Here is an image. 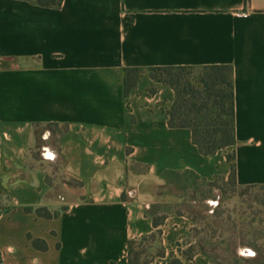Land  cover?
<instances>
[{
    "label": "crops",
    "instance_id": "0c3cea01",
    "mask_svg": "<svg viewBox=\"0 0 264 264\" xmlns=\"http://www.w3.org/2000/svg\"><path fill=\"white\" fill-rule=\"evenodd\" d=\"M207 65L233 68L237 183L264 184V0H64L60 8L0 0L2 263L129 264V242L157 230L167 254L183 243L194 223L161 210L158 188L169 172L213 181L228 164L219 152L202 154L190 128L169 125L174 90L147 72ZM126 67L147 73L128 96ZM58 126L73 132L90 165L70 198L52 194L55 152L37 143ZM42 207L58 215L40 216Z\"/></svg>",
    "mask_w": 264,
    "mask_h": 264
},
{
    "label": "rangeland",
    "instance_id": "374dc122",
    "mask_svg": "<svg viewBox=\"0 0 264 264\" xmlns=\"http://www.w3.org/2000/svg\"><path fill=\"white\" fill-rule=\"evenodd\" d=\"M147 73L151 78L150 72ZM147 73L144 71L141 74L139 82L145 81L143 77ZM201 74L202 69L195 68L191 70L190 76L198 77ZM152 81L168 86L158 80ZM149 90L150 93L158 91L154 85ZM47 134L48 140L44 139L42 133L37 143L49 145L55 152L53 160H47L52 194L70 198V190L85 183L84 172L90 170L88 158L69 128L58 126ZM218 152L226 159L229 173L226 176L225 169H222L213 181H208L215 184L212 192H209L210 186L202 179L193 184L192 179L186 181L188 179L185 177L179 184L170 178L167 184L158 188L160 209L185 214L191 218L194 226L184 242L174 244L168 254L162 245L160 230L155 232L154 237L150 235L134 240V254H139L141 264H174L179 259L178 254L184 258L199 255L210 264H264V187L233 185L230 166L233 164L234 147ZM32 157L41 160L42 148L37 147ZM159 220H162L160 216ZM187 240L193 241L194 247L186 246ZM199 247L208 253H203Z\"/></svg>",
    "mask_w": 264,
    "mask_h": 264
},
{
    "label": "trees",
    "instance_id": "16d2710c",
    "mask_svg": "<svg viewBox=\"0 0 264 264\" xmlns=\"http://www.w3.org/2000/svg\"><path fill=\"white\" fill-rule=\"evenodd\" d=\"M26 1L51 8H60L64 2V0ZM248 2L249 0H246V3ZM195 68H201L202 74L198 77H191V70ZM144 71L145 69L141 67H126L123 69L126 96L136 88ZM148 71L153 80L164 82L174 90L175 99L168 111V122L171 127L190 128L194 143L204 155H212L225 148H235L237 145L236 107L232 66H154L149 67ZM232 160L230 180L233 185H237L235 151ZM167 175L178 184L183 177L188 179L186 181L192 179L193 184L202 179L190 170L169 172ZM202 181L210 186L209 192H212L214 182H208L206 179H202ZM258 185L264 187V184L248 185L247 187ZM184 186L186 188L187 184L185 183ZM37 212L40 216L46 218L58 215L51 213L45 207L39 208ZM154 223L158 226L160 223L159 218L155 217ZM154 236L155 233L151 235V237ZM33 244L39 249H47V244L43 240L35 239ZM134 244V240L129 242V264H141L139 254L136 253V256L134 254ZM200 250L203 253H208L203 248H200ZM208 256L212 258L210 254ZM0 264H3L1 256Z\"/></svg>",
    "mask_w": 264,
    "mask_h": 264
},
{
    "label": "built area",
    "instance_id": "2783aa9c",
    "mask_svg": "<svg viewBox=\"0 0 264 264\" xmlns=\"http://www.w3.org/2000/svg\"><path fill=\"white\" fill-rule=\"evenodd\" d=\"M2 213H1V208H0V215H1Z\"/></svg>",
    "mask_w": 264,
    "mask_h": 264
},
{
    "label": "water",
    "instance_id": "95a60500",
    "mask_svg": "<svg viewBox=\"0 0 264 264\" xmlns=\"http://www.w3.org/2000/svg\"><path fill=\"white\" fill-rule=\"evenodd\" d=\"M53 157V156H52ZM53 159V158H52Z\"/></svg>",
    "mask_w": 264,
    "mask_h": 264
}]
</instances>
